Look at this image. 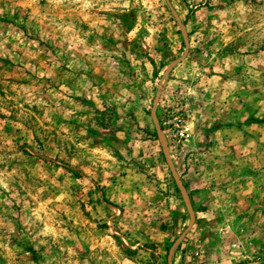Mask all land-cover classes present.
<instances>
[{
	"label": "rangeland",
	"instance_id": "obj_1",
	"mask_svg": "<svg viewBox=\"0 0 264 264\" xmlns=\"http://www.w3.org/2000/svg\"><path fill=\"white\" fill-rule=\"evenodd\" d=\"M0 264H264V0H0Z\"/></svg>",
	"mask_w": 264,
	"mask_h": 264
}]
</instances>
